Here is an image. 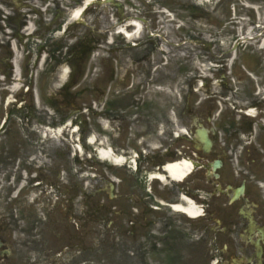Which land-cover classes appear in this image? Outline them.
<instances>
[{"label": "flooded vegetation", "instance_id": "obj_1", "mask_svg": "<svg viewBox=\"0 0 264 264\" xmlns=\"http://www.w3.org/2000/svg\"><path fill=\"white\" fill-rule=\"evenodd\" d=\"M90 1L0 0V121L4 119L0 127V174H5L13 187L24 182L68 183L70 187L56 194L57 199L67 198L68 202V215L61 222V243L57 242L61 247L47 253L41 250L35 259L29 258L38 245L50 247L52 232L47 228L51 219L46 210L40 233L28 241L35 246L32 249L15 234L11 249L0 224V264H86L90 244L94 258L100 259L98 219L102 217L105 223L109 211L126 220L130 212L122 203L112 202L128 197L114 194L107 173L97 168L91 171V165L99 162L92 156L98 145L115 156L135 157L138 164L146 158L154 169L174 154L168 149L173 132L169 108L173 103L168 104L161 89L175 88L177 70L167 67L172 61L158 53L161 40L144 39L131 45L115 34L116 27L108 21L110 11L101 7L102 2ZM78 6L82 8L81 20L77 16L74 22L72 11ZM89 16L95 21L86 26L83 19ZM17 84L16 92L7 89ZM10 96L24 125L35 126L33 129H20L21 122L3 117L2 104L9 103ZM39 100L44 104L36 111L34 103ZM179 109L176 115L183 120L185 109ZM215 110L211 111L213 160L222 164L215 171L217 177L211 171L207 174L215 182L205 181L195 194L205 207L204 219L218 225L213 246L222 264H264V195L251 181V175L257 176L264 167V129L238 108L218 116ZM51 125L66 127L71 141L54 145L42 137L40 127ZM91 134L98 137L95 146L87 143ZM77 141L83 154L77 153ZM151 141H157L158 148H152ZM183 145L184 150L180 147L175 154L187 153ZM198 163V169H206L209 162ZM241 186L244 193L235 197ZM187 192L191 194L190 188ZM141 207L138 217H128L129 225L123 232L119 226L112 231L118 240H129L127 234L135 236L139 225L141 233H146L148 224L141 226L139 220L140 216L146 219L147 207ZM208 229L212 231L211 226Z\"/></svg>", "mask_w": 264, "mask_h": 264}, {"label": "rangeland", "instance_id": "obj_2", "mask_svg": "<svg viewBox=\"0 0 264 264\" xmlns=\"http://www.w3.org/2000/svg\"><path fill=\"white\" fill-rule=\"evenodd\" d=\"M121 1H124L126 5L127 19H130V16H133L132 14L139 15L154 27V37L152 39L159 38L161 40V43L157 44L158 53L161 56L163 55L160 48L164 47L167 49L170 46L172 47V51L165 52L164 59L167 58L168 61H172L167 67L177 70V74L173 78L176 81L178 80V82L173 85L175 88H167L166 92L161 89L162 92H160L166 99L172 98V100H168V104L170 102L173 103L169 109L174 110L176 114H178L179 108L184 105L187 98L188 110L184 120L188 125L193 121L191 118L196 117L206 127H209L213 123V120L208 121L207 119L211 116L212 109L210 107L216 109V116H218V114L221 115L228 110H235L236 107L234 106L236 104L244 105L242 107L246 108L245 105H250L251 101H259L260 97L263 96L264 45H262V39L264 37V0H208V2L204 0ZM163 6L168 8L172 16L159 11ZM145 37L143 36V38ZM209 59H212L221 67H213L210 65ZM202 68H206L204 73L200 72ZM191 82H193L192 90L188 88ZM210 94L215 95V100H212L213 97L209 98ZM227 96L231 98L227 99ZM194 99L197 103L200 102L197 104ZM43 104L41 103L40 105L43 106ZM7 106V109L4 110L10 112L13 108L10 105ZM13 114L9 113L10 119L20 120V117L12 116ZM260 115L259 111L258 119H262ZM262 120L264 124V119ZM177 124V127L183 126L180 121ZM19 127L23 130H30L35 126L28 127L21 123ZM261 132L264 138V131ZM189 133H191V130ZM52 142H54V145L60 143L56 140ZM175 143L177 145L186 144L189 149L192 147V142L189 138H180ZM98 168L105 173L109 172L110 176L118 180L116 187L120 188V192L128 191L134 197L129 198V200L119 199L126 211L130 204L135 206L132 202L134 199L136 201L139 200L138 196L141 193L148 198L147 194L149 193L147 190L150 189L148 187V174L152 168H143L141 171L138 168V172H134L135 170L132 168L133 171L126 173L121 172L122 170L119 169L110 170L109 166L105 165H101ZM261 170L257 176L251 175V181L253 188L258 191L261 190L264 194V167ZM202 174L201 170L195 171L187 180L192 185V190L196 187L194 184H203L202 181L204 179L201 178L202 180H200L198 178ZM3 176L4 174H2L1 178ZM120 177H122L123 182H120ZM152 185H154L153 190H156V192L170 196L168 200L178 201L179 195L176 192L178 190L176 185L170 184L171 186L166 187L156 181H153ZM45 188L47 196H49L53 190L49 185H46ZM40 192L39 189H34L33 187H23L20 196L15 198L14 194L9 192L7 184H0V224L3 227V235H6L10 242H12L15 234L24 240L23 243L30 244L28 241L34 240L32 236L40 233L38 228L43 225L41 220L45 216L46 203L48 204V209L56 203L54 202L55 198H39L41 197ZM36 193L40 196H36ZM172 194H175V196ZM24 195L26 199L21 202V198ZM34 197L35 202H32ZM148 200H153V198ZM56 201L59 200L56 199ZM60 203L59 207L62 209L65 202L61 201ZM77 205L81 206L79 203ZM52 211H54L53 208ZM54 212L51 213L49 211L51 225L47 230L53 232L54 236L48 243L56 246V241L61 240L60 231L64 228V223L61 224L60 221L64 220L66 212L64 211L63 214H58L56 213L57 211ZM130 216L135 217L136 215L134 216L130 213ZM146 217L150 219L149 221L152 224V229H148L147 235L144 234L141 237L134 238L137 241H121L120 243H116L109 238L105 241L106 244L101 243L100 261L97 258L94 259L92 244H90V249L86 251L85 255L86 263L132 264L134 261L135 264H142L144 262L143 257L147 253H149L151 260L158 263L160 261L159 258L164 259V256L160 257V253H163V248L170 252L169 256L171 259L174 257L182 260L187 259V264H191V261L196 259H198V264H204L206 257L213 254L214 248L210 247L209 237L205 232V229L208 230L205 226L207 225L206 220L197 219L194 222L192 221L194 229L190 231L188 227H185L187 226L188 218L169 209H165L162 214L152 212L150 217L149 215H146ZM140 219V221L145 222L142 216H140ZM157 222H159L158 227L156 226ZM102 224L103 221L99 219V230H101ZM160 224H163V227ZM106 225L105 229L109 230L116 224L106 222ZM211 225L216 226L213 223ZM34 226L36 228L33 230ZM161 227L164 228L167 235L165 238L169 241L168 245L164 243L162 246H158V242L162 240L161 237L165 235L164 233L163 235L161 234ZM24 231L28 234H22ZM175 234L179 235L181 243ZM190 238H195V245L192 247L188 244L190 243ZM183 239L186 243H183ZM32 247L35 246L30 244V249ZM49 248L51 247L38 245V250L36 249L29 258L35 259L37 253L41 250L44 252ZM37 257H39V254ZM61 262L66 263L63 259H61Z\"/></svg>", "mask_w": 264, "mask_h": 264}, {"label": "bare ground", "instance_id": "obj_3", "mask_svg": "<svg viewBox=\"0 0 264 264\" xmlns=\"http://www.w3.org/2000/svg\"><path fill=\"white\" fill-rule=\"evenodd\" d=\"M80 13V10L78 9L75 12V16H78V14ZM134 24V32L130 33L127 32V36L132 38L134 36L139 37L143 32V25L141 23V21L139 20V18H135L132 20V22ZM125 30V29H124ZM262 45H264V39L262 40ZM206 68H202L200 72H205ZM251 113H253L255 111V108L250 110ZM183 131H186L185 129H182ZM178 132L180 130H177ZM92 142L95 140V137H92ZM101 156H103L104 158H112L113 155H111V152L108 149H102L100 151ZM115 160V164H121L123 162H125L126 160L124 159V157L121 156H114ZM134 162V161H133ZM194 168V162H192V160L188 159V158H181V160H175V161H170L167 163L166 165V170L167 172L170 174L169 176L166 177L165 174L163 173H158V172H150V178L156 179L159 178V180L161 179V181L163 182H168L169 178H173L174 180H178V181H182L183 179H185L188 175L191 174L192 169ZM183 195V199L185 202H175L172 203L173 208H175L174 210H176L177 212H181L182 214L185 213L186 215L190 216V217H198V216H202L201 212V206L197 205L196 202L194 201V199H191L190 197H188L187 195Z\"/></svg>", "mask_w": 264, "mask_h": 264}, {"label": "water", "instance_id": "obj_4", "mask_svg": "<svg viewBox=\"0 0 264 264\" xmlns=\"http://www.w3.org/2000/svg\"><path fill=\"white\" fill-rule=\"evenodd\" d=\"M198 140L202 142V148L204 151H208L211 146V141L208 139V131L204 128L197 131Z\"/></svg>", "mask_w": 264, "mask_h": 264}]
</instances>
